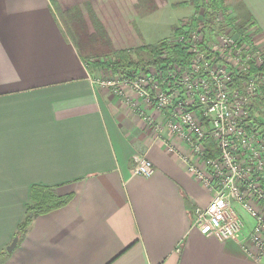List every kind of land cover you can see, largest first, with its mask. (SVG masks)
Returning <instances> with one entry per match:
<instances>
[{
    "label": "crops",
    "instance_id": "crops-1",
    "mask_svg": "<svg viewBox=\"0 0 264 264\" xmlns=\"http://www.w3.org/2000/svg\"><path fill=\"white\" fill-rule=\"evenodd\" d=\"M56 1L62 9L92 5L97 24L111 18V0ZM230 1L264 52V0ZM54 4L0 0V264H264L251 255L253 223L244 212L248 226L236 239L194 226V211L212 193L183 157L198 168L201 161L160 131L164 115L131 87L97 81ZM144 157L155 166L151 178L134 173ZM35 187L70 201L36 218L9 254Z\"/></svg>",
    "mask_w": 264,
    "mask_h": 264
},
{
    "label": "built area",
    "instance_id": "built-area-1",
    "mask_svg": "<svg viewBox=\"0 0 264 264\" xmlns=\"http://www.w3.org/2000/svg\"><path fill=\"white\" fill-rule=\"evenodd\" d=\"M189 36L179 39L192 56L180 78L176 72L163 76L154 69L145 81L108 79L103 84L131 87L145 105L164 115L160 131L167 128L201 161L198 168L183 157L212 193L209 206L194 211V226L206 236L236 239L248 226L244 212L253 221L250 254L259 261L264 259V122L259 123V117L264 120V52L246 34L239 37L241 42L225 34L209 51L195 43V34ZM115 92L123 95L119 89ZM142 116L154 123L144 111ZM168 143L169 151H174ZM134 173L151 178L155 166L140 158Z\"/></svg>",
    "mask_w": 264,
    "mask_h": 264
},
{
    "label": "rangeland",
    "instance_id": "rangeland-1",
    "mask_svg": "<svg viewBox=\"0 0 264 264\" xmlns=\"http://www.w3.org/2000/svg\"><path fill=\"white\" fill-rule=\"evenodd\" d=\"M194 1L119 0L117 2V0H111L109 2L110 9L107 11L111 14L120 12V15H122L121 20L124 18L126 21L118 24V18H112L105 11V19L108 16L111 17L107 19L105 25L103 23H95L96 14H94L95 11L90 4H82L85 5L82 7L62 9L56 0H53V3H56L54 7L59 15L63 30L79 45L82 51V59L91 64V68L93 66L97 68V71H95L98 78L97 81L103 82L108 79H115L116 81L131 79L134 81H145L147 74L149 72L153 73L154 69H159L158 71L161 72H158V74L163 76L166 75L167 71L176 72L179 74L178 78H180V75L184 73L188 66V61L182 63V65H172L167 63L166 60L169 62V59L174 57L175 51L173 48L175 46L181 47L190 56L187 49L180 44L179 39L183 36L190 35L189 37L193 38V34H195V43L207 51L217 45L219 43L218 38L225 34L233 36L238 41H240L239 37L244 36L246 26L239 21L235 10L236 5L232 4L230 0H226L224 9L216 15L213 24L208 25L202 17L203 13L197 11L196 6L193 4H189ZM197 1L201 2L200 0ZM185 2H188V4L183 5ZM117 3H119V6ZM79 12L83 13L82 18L79 17ZM105 14H103V17H105ZM134 15H136L135 18ZM91 16V21H94L95 24L86 25L84 19L90 20ZM96 17L98 21H101L99 15ZM249 41L251 42L250 39ZM250 42L247 43L250 44ZM146 47H158L159 52L162 53L160 60H163V62L156 66H150L149 63L153 61V58L148 52H142V57L138 58L137 51ZM121 52H127L128 57H130L128 59L129 62H141V65L133 67L127 73L121 69L115 73V64L122 63ZM256 114L255 124L260 115L259 108ZM263 122V118L259 117V123L263 125ZM209 147L212 148L213 152H216L215 156L219 155L215 145H210ZM246 220L248 221V219ZM249 220L251 219L249 218ZM251 222L253 223L252 220Z\"/></svg>",
    "mask_w": 264,
    "mask_h": 264
},
{
    "label": "trees",
    "instance_id": "trees-1",
    "mask_svg": "<svg viewBox=\"0 0 264 264\" xmlns=\"http://www.w3.org/2000/svg\"><path fill=\"white\" fill-rule=\"evenodd\" d=\"M201 2H198L195 0L192 3L194 6H196L197 11H201L203 13L202 17L206 20L207 25L213 24L214 19L216 15L224 9V4L226 3V0H200ZM187 5L188 2L183 3V5ZM79 17H83V13H78ZM76 19V18H74ZM85 22V21H84ZM86 23V22H85ZM87 25V24H86ZM73 41V39H72ZM73 43L78 48V51L80 55H82V51L79 47V45L73 41ZM165 46V44H164ZM176 48V49H175ZM174 49V57L170 58L169 62L166 60L167 63L175 65L186 63L188 61V64L190 60L192 59V56H188L185 51L181 49L179 46H175ZM142 52H148L152 58L153 61H151L149 64L150 66H156L163 62V60H160L161 52H159L158 47H146L141 48L137 51L138 58L142 57ZM130 57H128L127 52H121V61L122 63L115 64V73L121 69L123 72L127 73L129 72L133 67L140 66L141 62L135 63V62H129ZM262 71H264V66L261 68ZM255 119V116L253 117ZM262 126H258L257 129L261 130ZM70 201L69 197H59L53 189L49 188H41V187H35L32 191V198L31 203L28 205L26 210V216L22 222V224L19 227V231L16 235V237L19 238V242L26 236L29 227L31 224L35 221L36 218H38L41 215L48 214L50 212H53L57 209H60L64 206H66Z\"/></svg>",
    "mask_w": 264,
    "mask_h": 264
},
{
    "label": "water",
    "instance_id": "water-1",
    "mask_svg": "<svg viewBox=\"0 0 264 264\" xmlns=\"http://www.w3.org/2000/svg\"><path fill=\"white\" fill-rule=\"evenodd\" d=\"M18 242H19V238L16 237V238L13 240V242L11 243V245L7 247V252H8V253H12V252L16 249V247H17V245H18Z\"/></svg>",
    "mask_w": 264,
    "mask_h": 264
}]
</instances>
